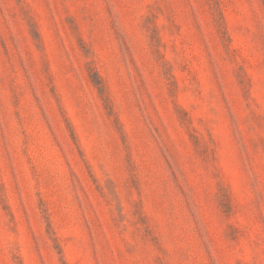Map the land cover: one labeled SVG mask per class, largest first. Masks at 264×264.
<instances>
[{
	"label": "rangeland",
	"instance_id": "1",
	"mask_svg": "<svg viewBox=\"0 0 264 264\" xmlns=\"http://www.w3.org/2000/svg\"><path fill=\"white\" fill-rule=\"evenodd\" d=\"M0 264H264V0H0Z\"/></svg>",
	"mask_w": 264,
	"mask_h": 264
}]
</instances>
